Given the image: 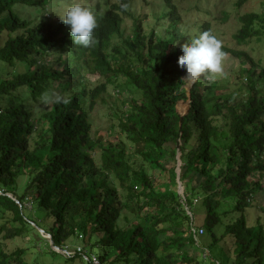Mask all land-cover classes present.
<instances>
[{"label":"trees","instance_id":"trees-1","mask_svg":"<svg viewBox=\"0 0 264 264\" xmlns=\"http://www.w3.org/2000/svg\"><path fill=\"white\" fill-rule=\"evenodd\" d=\"M135 1L85 0L96 16L85 48L51 21L62 0H0V240L43 241L54 255L51 240L66 250L81 239L102 264H264V67L219 41L239 61L240 95L204 76L187 90L177 57L190 33L177 3L149 14ZM239 20V43L264 41V11ZM199 27L217 38L209 22ZM110 88L121 105L109 107L115 143L92 136L91 112ZM52 94L58 102H42ZM256 196L262 214L249 223ZM203 211L206 236H195ZM201 237L209 255L198 262ZM85 250L59 255L89 262ZM26 251L0 250V264H28Z\"/></svg>","mask_w":264,"mask_h":264},{"label":"rangeland","instance_id":"rangeland-1","mask_svg":"<svg viewBox=\"0 0 264 264\" xmlns=\"http://www.w3.org/2000/svg\"><path fill=\"white\" fill-rule=\"evenodd\" d=\"M89 1L90 4L95 3V0ZM161 1L162 0H136L135 4L136 6H139L141 4L144 5L145 9L143 10L146 11L145 13L151 14L152 12L154 14H158L163 12ZM238 1L239 0H175V2L177 3V12L183 19L182 29L187 33H190L189 35H195V32L199 30V26L202 23L209 22L212 26L213 32L217 35V38L225 47L231 50L243 51L248 53L254 59V61L260 62L264 67V41H258L254 38L239 43L235 39V35L241 28L239 18L248 13L264 11V0H247L246 3H244L240 7L236 5ZM71 3H80L85 7H88L89 5L85 2V0H62L63 7H61L62 5H60L57 9H55L53 13H55L56 11L57 13L52 16L51 21H60L61 19L59 15H62L64 9ZM30 8L25 7V9L22 10V14H28L27 9ZM30 18H33V16H30ZM150 20L152 23L156 24V20L154 18H151ZM166 21L162 22L161 25H164ZM130 22V20H127V24H130ZM130 33L131 30L129 29V31L125 35L129 36ZM188 36L186 37V40L189 39ZM179 43H177L179 44L178 46L185 44L183 41ZM183 75L185 76L186 73H184ZM91 81L96 82L97 78L92 77ZM185 81V87L189 90L196 80L192 81L191 79H185ZM213 81L217 84V87L219 89H223L224 91L228 90L229 88H233V91L228 94L229 96H239L240 92H238L236 88H238V85L241 83V81H243L241 80L239 61L230 55H223L222 73L215 76ZM244 82H246L245 78ZM121 90L122 92H124V89ZM117 95L118 92L114 90V88H110L106 97L108 100V104H103L98 101L97 106L91 112L92 120L94 122L92 127V136L94 139L103 137L106 142H109V140L105 139L106 136H109L110 138H112V141L113 139H115L113 141L114 143L120 139L118 128L114 127L115 125L112 126L113 124H116V120H113L112 117L108 115L110 114L109 107L111 104H113L114 102H118V105L121 106L120 101L114 99L117 98ZM189 103V100L186 102L179 101L177 103V109L182 114V116L188 114ZM95 155L96 158H98L99 152H95ZM153 176L160 183L167 182L166 174H159L158 171H154ZM183 194L184 191L180 193L181 196H183ZM259 201V197L256 196L255 201L252 203V208H250V210H247V221L249 223H256L257 218L262 214V211L259 208ZM28 207H30V204L28 205ZM204 216V211L201 212V214L195 215V228L202 227ZM43 237L47 238L46 234L43 235ZM201 238L203 240V243H205L204 248H202L204 250L200 248L191 253L193 256L197 257L198 262L207 260L209 255V248L206 245L209 244L210 240L206 237ZM201 238H199V240ZM80 240L81 239L76 240L72 244V246H70V248H67L65 251L62 250V253L56 252L57 254L54 255L51 253H46L48 251L47 245H45L43 241H40V243H38L39 241L36 242L26 237H19L13 240H0V250H3L5 252H12L16 251L17 249H27L24 254V260L28 264H89V262L81 256L71 262L70 260H65L60 256L61 254H64L68 257V255L65 254L68 251L74 254L76 251H78L79 248H83ZM225 246L228 247L227 244H225ZM96 252L97 250H91L90 248H86L85 250V254L88 259H91L94 255L92 253ZM205 253H208L206 254V258H204Z\"/></svg>","mask_w":264,"mask_h":264},{"label":"clouds","instance_id":"clouds-1","mask_svg":"<svg viewBox=\"0 0 264 264\" xmlns=\"http://www.w3.org/2000/svg\"><path fill=\"white\" fill-rule=\"evenodd\" d=\"M59 16L62 23L69 29V38L73 45L86 48L93 42L92 33L96 27V16L92 10L80 3H71ZM188 37L186 44L180 47L181 55L177 57V66L185 71L182 73L184 79L196 80L190 87L191 89L198 80L202 79L201 76L206 77L205 81H208L222 73L224 53L219 40L208 31ZM184 73H186L185 76ZM59 99V96L52 94L43 96L42 102L48 103L52 100L58 102Z\"/></svg>","mask_w":264,"mask_h":264},{"label":"water","instance_id":"water-1","mask_svg":"<svg viewBox=\"0 0 264 264\" xmlns=\"http://www.w3.org/2000/svg\"><path fill=\"white\" fill-rule=\"evenodd\" d=\"M177 160H178V164H177L176 173H177V183H178V186H179V194H180L181 192L184 191V188H183L182 182H181V180H180V176H181V166H182V162H181V153H180V151H179L178 154H177ZM9 196L12 197V195H9ZM39 230H40V232H41L43 235L46 234V236H47V238H48L49 240L52 239V237H51L50 234L45 233L42 229H39ZM50 246H51V249H52L53 251H55V252H59V253H62V249L56 247V246L53 244V241H52V240H51V242H50Z\"/></svg>","mask_w":264,"mask_h":264},{"label":"built area","instance_id":"built-area-1","mask_svg":"<svg viewBox=\"0 0 264 264\" xmlns=\"http://www.w3.org/2000/svg\"><path fill=\"white\" fill-rule=\"evenodd\" d=\"M192 233H193L195 236H202V235L204 234V228L193 229V230H192ZM76 252H77V253H80V254H83V253H84V250H83V248H79L78 251H76ZM76 252H75V253H76ZM75 253H74V254H75ZM65 254H67L68 256H72V255H74V254L70 253L69 251H68L67 253H65ZM83 256H85V255H83ZM89 262H90V264H102V263L100 262V260H99L97 257H95L94 255L92 256L91 259H89Z\"/></svg>","mask_w":264,"mask_h":264}]
</instances>
